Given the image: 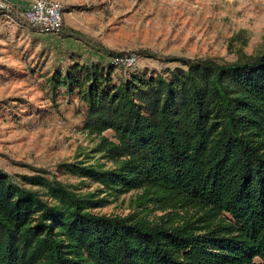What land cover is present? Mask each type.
<instances>
[{
  "label": "trees",
  "instance_id": "trees-1",
  "mask_svg": "<svg viewBox=\"0 0 264 264\" xmlns=\"http://www.w3.org/2000/svg\"><path fill=\"white\" fill-rule=\"evenodd\" d=\"M62 33L83 36L64 22ZM102 50L108 63L72 56L45 89L55 109L61 96L77 104L82 130L98 137L92 152L112 166L59 165L79 184L0 168V264H264V52L172 56L178 65L157 72ZM133 190L132 213L94 212Z\"/></svg>",
  "mask_w": 264,
  "mask_h": 264
},
{
  "label": "rangeland",
  "instance_id": "rangeland-1",
  "mask_svg": "<svg viewBox=\"0 0 264 264\" xmlns=\"http://www.w3.org/2000/svg\"><path fill=\"white\" fill-rule=\"evenodd\" d=\"M10 5L14 0H5ZM57 1V0H56ZM64 26L83 36L17 29L0 19V168L15 179L31 167L47 169L68 183L81 179L64 173V162L85 161L111 167L92 152L98 137L81 128L76 106L60 101L55 109L47 98L45 80L54 70L80 56L83 62L108 63L103 48L137 55L136 68L164 71L176 67L168 57H213L235 60L264 52V0H62ZM20 14L23 3L17 5ZM8 31V32H6ZM3 33V34H1ZM33 71V72H32ZM117 70L115 76L128 74ZM62 102V103H61ZM85 190L98 184L87 180ZM133 190L95 213L125 216L133 212ZM100 197L106 193H99ZM164 214L158 210L151 217Z\"/></svg>",
  "mask_w": 264,
  "mask_h": 264
},
{
  "label": "built area",
  "instance_id": "built-area-1",
  "mask_svg": "<svg viewBox=\"0 0 264 264\" xmlns=\"http://www.w3.org/2000/svg\"><path fill=\"white\" fill-rule=\"evenodd\" d=\"M21 16L29 23L39 27L43 33L58 34L63 25V6L55 0H27L23 4ZM9 9L5 0H0V9ZM138 55L127 54L124 57L114 58L126 68L137 66Z\"/></svg>",
  "mask_w": 264,
  "mask_h": 264
},
{
  "label": "crops",
  "instance_id": "crops-1",
  "mask_svg": "<svg viewBox=\"0 0 264 264\" xmlns=\"http://www.w3.org/2000/svg\"><path fill=\"white\" fill-rule=\"evenodd\" d=\"M27 0H14L15 4L19 5L21 3H25ZM56 1V0H55ZM57 1H62V0H57ZM17 5H13L15 7H17ZM12 6V5H10ZM17 9L19 10V8L17 7ZM0 19H3L7 22H10L11 23V26H13V28L16 26L17 29H22L24 27L20 26L19 25V21L17 20V18H15L13 15H11V12L7 9H0ZM24 29H27V28H24ZM8 32V31H6ZM3 34V33H1Z\"/></svg>",
  "mask_w": 264,
  "mask_h": 264
}]
</instances>
